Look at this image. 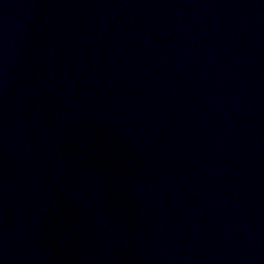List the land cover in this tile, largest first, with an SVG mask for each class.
Wrapping results in <instances>:
<instances>
[{
  "label": "water",
  "instance_id": "95a60500",
  "mask_svg": "<svg viewBox=\"0 0 264 264\" xmlns=\"http://www.w3.org/2000/svg\"><path fill=\"white\" fill-rule=\"evenodd\" d=\"M0 264H264V0H0Z\"/></svg>",
  "mask_w": 264,
  "mask_h": 264
}]
</instances>
